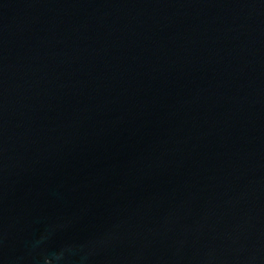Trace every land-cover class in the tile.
<instances>
[{
  "label": "water",
  "instance_id": "water-1",
  "mask_svg": "<svg viewBox=\"0 0 264 264\" xmlns=\"http://www.w3.org/2000/svg\"><path fill=\"white\" fill-rule=\"evenodd\" d=\"M0 264H264V0H0Z\"/></svg>",
  "mask_w": 264,
  "mask_h": 264
}]
</instances>
